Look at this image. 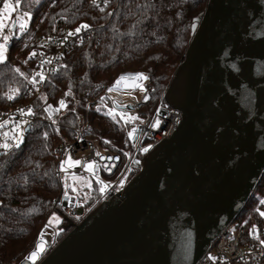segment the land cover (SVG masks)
I'll return each mask as SVG.
<instances>
[{
  "label": "water",
  "instance_id": "1",
  "mask_svg": "<svg viewBox=\"0 0 264 264\" xmlns=\"http://www.w3.org/2000/svg\"><path fill=\"white\" fill-rule=\"evenodd\" d=\"M193 22L163 95L182 111L177 129L117 196L66 216L39 264H197L251 198L264 174V0H208Z\"/></svg>",
  "mask_w": 264,
  "mask_h": 264
},
{
  "label": "trees",
  "instance_id": "2",
  "mask_svg": "<svg viewBox=\"0 0 264 264\" xmlns=\"http://www.w3.org/2000/svg\"><path fill=\"white\" fill-rule=\"evenodd\" d=\"M13 1L16 5L17 0ZM207 1L109 0L99 7L91 0H18L17 10L30 12L31 19L26 31L19 34L13 29L15 35L7 46L9 57L0 63V110L9 106L5 97L10 90L18 89L15 99L31 103L35 118L19 147L6 153L0 148V264H13V258L26 254L54 209L61 190L55 174L60 147L75 139V129L86 118L89 124L84 136L98 140L100 148L122 152L127 147L129 124L120 116L113 120L103 111L108 102L106 87L121 72L146 71L151 90L143 111H152L184 57L193 18L205 9ZM82 25L90 26L93 34L82 43L71 44L62 65L44 81L40 94L36 93L30 82L34 68L31 54L40 36ZM61 100L68 110L55 126L43 105ZM100 194L101 186L94 182L93 190L83 195L86 205L90 207ZM261 199L264 174L238 218L248 224L264 219L260 210L250 216ZM260 205L264 208V203ZM66 232L62 230L59 239Z\"/></svg>",
  "mask_w": 264,
  "mask_h": 264
},
{
  "label": "built area",
  "instance_id": "3",
  "mask_svg": "<svg viewBox=\"0 0 264 264\" xmlns=\"http://www.w3.org/2000/svg\"><path fill=\"white\" fill-rule=\"evenodd\" d=\"M91 3L94 4L93 0H91ZM3 4L4 0H0V9ZM107 4H105V0H96L94 5L103 7ZM78 28H81V26L73 28L65 26L59 29L58 32L40 36L38 45L33 50V53L35 52L37 55L32 56L34 68L31 78H33L35 73L41 72L45 79L41 82L40 78L36 77L37 83L33 85L36 93L40 94L44 81L56 68L62 65L64 55L69 51L71 44L82 43L93 34V30L88 26L86 29L81 28V31L75 35H68L70 32L75 33ZM49 60L51 61L50 63L42 64V61ZM137 73H143L148 77L142 81V85L146 87V90L141 99L119 100L111 97L109 89L113 88L119 77ZM150 90L149 75L143 70L121 72L106 87L104 96L114 105L119 116L120 114H126L138 118L143 117L144 120L137 121L136 119L127 123L129 124L128 133L133 128L138 129V131L132 138H129L128 135V145L122 149V152L102 149L99 147L98 140L86 138L84 133L89 124L88 118L75 129V139L60 147L55 174L59 180L61 190L55 198V207L51 211L52 213H59L60 218L64 221L66 216L72 218L75 222L81 221L82 217L93 207L117 196L132 177L142 169L144 157L157 144L169 138L175 132L182 120V111L167 105L163 98L152 111H143V107L150 101ZM64 103L66 105L64 108H60V101L58 104L48 101L43 105L46 117L55 126H59L60 116L68 110L67 103L65 101ZM49 105L52 106V109L60 108V111H52L51 113L45 111ZM90 105L91 103H88L87 108ZM129 105H133V108H129ZM29 108H31V103L29 102L17 99L9 100V106L0 110V122L9 121L6 127L0 128V134L10 132L16 124H19L20 129L23 130L22 136H24L26 125L31 123L35 116L34 114L21 115L19 110L24 109L27 112ZM157 122L158 126L154 127L153 125L157 124ZM3 142L4 138L0 135V143ZM7 142L9 144L14 143L11 138ZM69 157L74 161H81V164L72 167L65 165L66 170H61L62 162ZM91 162L96 164L94 173L87 171L84 166ZM74 177L75 179H73ZM94 182L99 183L104 190L101 191L99 198L88 207L81 191L87 192L89 187H93ZM105 185L107 187H104ZM81 209H83V213L79 214L78 212ZM238 217L239 215L226 225L197 264H264V243H261V241H264V219H260L259 222L254 224H248ZM60 228L58 225L50 223L48 217L26 254L20 259L18 257L13 258L12 263L33 264L31 260L26 258L34 251H37L38 248H42L43 253L38 254L35 259V264H39L61 239H59Z\"/></svg>",
  "mask_w": 264,
  "mask_h": 264
},
{
  "label": "snow or ice",
  "instance_id": "4",
  "mask_svg": "<svg viewBox=\"0 0 264 264\" xmlns=\"http://www.w3.org/2000/svg\"><path fill=\"white\" fill-rule=\"evenodd\" d=\"M36 2H38V0H36ZM107 2H108V0H105V4H107ZM93 3L95 4L96 0H93ZM18 6H19L18 0H17V3L15 6L13 5V3L9 2V0H4L2 11L3 12H8L9 10L14 11L15 7H18ZM101 11H103L102 8H101ZM27 19H30V17H27L23 22H21L19 24V29L21 31L27 30ZM194 26H195V22H193V27ZM3 28H4V24L2 22H0V30H2ZM81 28L86 29V28H88V25H82ZM81 28L76 29L75 33L70 32L68 35L72 36V35H75L76 33H79L81 31ZM11 38L12 37L10 35L0 34V41H2V42H0V63L4 62L6 59L5 54L7 52V46L9 44ZM35 55H37L35 52L31 54V56H35ZM31 56H30V58H31ZM50 62H51L50 60L49 61H42V64L50 63ZM15 71L19 72V69H16ZM21 75H23V73H21ZM36 77H39L41 82L45 79L43 73L37 72L34 74L32 80L30 81L33 85H35L37 83ZM147 78L148 77L145 76L143 73L122 75L121 77H119L117 79V81L113 85V88H110L109 91L111 92L117 88H137V87H140L143 90L142 81L146 80ZM18 94H19L18 89H12V90H10V94H7L5 98L8 100H12V99H15L16 95H18ZM66 95H70V92L66 93ZM42 99H46V98L42 97ZM64 107H66V105H65L64 101L61 100L60 101V108H64ZM60 108L52 109V106L49 105V107L47 109H45V111H48L50 113L52 111L58 112V111H60ZM19 111H20L21 115H25V114L26 115H33L34 114L32 112L31 108H29L27 110V112H25L24 109H20ZM97 111H100V108H97ZM105 115L110 116L113 120H115L117 113H116V110L113 108V109H110L108 112H106ZM120 118L122 120H124L125 123H129V122H132V121L138 119V117H134V116L126 115V114H120ZM8 123H9V121L0 122V128L6 127L8 125ZM153 126L154 127L158 126V122H157V124H155ZM22 131L23 130L20 129V125L16 124L15 127L12 128L10 132H4V133L0 134L4 138V142L0 143V148H3L5 150V153H6L13 146L19 147L20 143L23 142ZM137 131H138V129L133 128L132 131L128 133L129 138H132ZM46 136H47V134L45 133V137ZM9 138H11L14 141V145H10L7 142V140ZM105 143H110V141H105ZM145 151H147V149H145ZM97 155H99V153H97ZM108 159H111V158H108ZM80 164H81V161H79V160L74 161L71 159V157H69L67 160L62 162L61 170H66L65 165H67L68 167H72V166H76V165H80ZM84 166H85L87 171L94 173L95 168H96L95 162L87 163ZM105 167H107V166H105ZM73 179H75V177ZM104 187H107V186L105 185ZM103 190H104V188L102 187L101 191H103ZM261 203H264V201H261ZM260 215L264 216V212H261ZM53 219H56V218H53ZM50 223H51V221H50ZM261 243H264V241H261ZM42 253H43V249L38 248L37 251H34L33 253H31V255L29 257H27L26 259L31 260L33 262V264H35V259H36L37 255L42 254ZM213 259H215V258H213Z\"/></svg>",
  "mask_w": 264,
  "mask_h": 264
},
{
  "label": "rangeland",
  "instance_id": "5",
  "mask_svg": "<svg viewBox=\"0 0 264 264\" xmlns=\"http://www.w3.org/2000/svg\"><path fill=\"white\" fill-rule=\"evenodd\" d=\"M9 2L13 3V5L15 6V3L13 0H9ZM2 9H3V6L0 9V22H2L4 24V28L2 30H0V34H7L13 38V36L15 35V32L13 30V25H14L15 21H16L15 28H17V30H18L17 32L19 34L22 33V31L19 29V24L21 22H23L27 17H30V19H31L30 12L18 11L17 7H15L14 11L9 10L8 12H3ZM30 19H27V26L29 24ZM0 42H2V41H0ZM5 55H6V59H8V57H9L8 50H7ZM142 88H143V90L140 87L138 89L117 88V89H114L113 91H111L110 95H111V97L118 98L119 100L120 99H122V100H133V99L139 100V99H141L143 93L146 90V87L144 85H142ZM107 101H108L107 103L103 104V107H102L103 111L106 113L110 109L114 108L116 110V113H117L116 118H118L119 115H118L117 109L114 107V105L110 102L109 99ZM143 120H144L143 117H140L137 119V121H143ZM92 190H93V187L91 186V187H89L87 192L81 191V194H83V195L89 194ZM261 201H264V200L263 199L260 200L259 204L256 205V207L251 211L250 216L252 215V212L254 210H260V211L264 212L263 206L260 205ZM53 218H56V219H53ZM49 220L53 224L58 225L59 227L64 226L66 223L63 219L60 218V214L57 212H53V213L51 212V214L49 216Z\"/></svg>",
  "mask_w": 264,
  "mask_h": 264
},
{
  "label": "flooded vegetation",
  "instance_id": "6",
  "mask_svg": "<svg viewBox=\"0 0 264 264\" xmlns=\"http://www.w3.org/2000/svg\"><path fill=\"white\" fill-rule=\"evenodd\" d=\"M64 228H63V226L60 228V232H61V230H63Z\"/></svg>",
  "mask_w": 264,
  "mask_h": 264
}]
</instances>
